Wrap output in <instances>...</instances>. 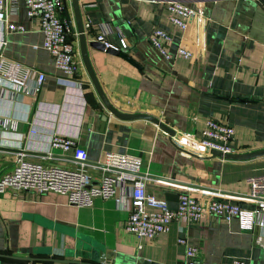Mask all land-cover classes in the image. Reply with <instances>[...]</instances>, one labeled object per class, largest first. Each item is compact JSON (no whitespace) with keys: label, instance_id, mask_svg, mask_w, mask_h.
Instances as JSON below:
<instances>
[{"label":"crops","instance_id":"1","mask_svg":"<svg viewBox=\"0 0 264 264\" xmlns=\"http://www.w3.org/2000/svg\"><path fill=\"white\" fill-rule=\"evenodd\" d=\"M184 1L198 5L201 13L181 30L159 1L78 0L83 25L90 22L84 28L87 43L104 32L118 52L87 44L104 94L118 111L153 116L175 136L198 134L210 117L233 126V153L264 149V0ZM15 7L10 21L23 30H0L2 53L43 79L33 95L18 96L0 77V175L13 167L18 153L44 164L73 166L70 152L50 149L49 140L57 134L86 149L87 171L96 178L101 173L97 165L108 152L139 155L146 191L163 198L169 208L188 189L252 207L249 179L264 172V156L233 160L201 149L186 153L157 124L118 118L100 100L82 62L81 86L67 88L43 47L38 18L27 15L23 0ZM60 16L71 22L70 38L81 59L70 0ZM156 27L172 35L166 45L170 58L149 41ZM120 37L126 48L119 47ZM178 46L191 56L177 55ZM127 215L112 199L78 207L55 192H5L0 194V264H68L78 239L98 247L109 264H179L186 247L180 240L198 248L195 264H230L235 258L264 264V224L242 230L235 217L176 219L167 232L148 239L124 228Z\"/></svg>","mask_w":264,"mask_h":264},{"label":"built area","instance_id":"2","mask_svg":"<svg viewBox=\"0 0 264 264\" xmlns=\"http://www.w3.org/2000/svg\"><path fill=\"white\" fill-rule=\"evenodd\" d=\"M30 18L37 17L39 28L43 34V47L52 57L54 66L62 74L67 88L81 86L78 57L74 42L70 38L73 28L70 20L60 16L63 0H23ZM164 3L168 11V19L172 25L181 30L187 28L188 21L201 12L184 0H154ZM17 0H0V30L22 31L21 24L10 21V15L16 12ZM196 2H200L197 0ZM90 27L89 20L83 25ZM104 32L94 35L95 41L101 42L105 48L116 49L107 39ZM149 41L162 56L170 58L166 45L172 41V35L156 27L149 35ZM5 44L0 39V77L8 84L13 94L31 96L40 86L43 75L33 68L15 61L2 53ZM119 47L126 48L123 37L119 38ZM176 53L189 58L191 52L181 46ZM35 134L34 127L29 128ZM234 128L231 124L214 118H206L204 127L196 134L185 132L171 136L186 153H197L199 146L231 153ZM50 149H61L70 152L73 166L44 164L38 160L27 159L18 153L13 167L0 175V194L10 192L16 196L21 192L36 193L55 192L67 197L71 205L92 206L94 200L112 199L118 207L126 208L128 215L124 228L137 237L153 239L169 230L170 223L176 219L199 222L211 215L230 220L235 217L242 230H251L257 224H264V172L249 179L250 192L248 199L251 208L241 207L230 200L203 197L205 191L184 190L178 195V204L169 208L163 198L156 197L146 191L145 181L141 175L142 159L139 155L128 152H108L103 163L97 167L101 173L96 178L87 171L88 154L74 138L53 134L49 140ZM193 192L198 193L195 195ZM185 260L179 264H195L198 248L186 244ZM230 264H251L247 259L235 258Z\"/></svg>","mask_w":264,"mask_h":264},{"label":"water","instance_id":"3","mask_svg":"<svg viewBox=\"0 0 264 264\" xmlns=\"http://www.w3.org/2000/svg\"><path fill=\"white\" fill-rule=\"evenodd\" d=\"M66 2V0H63ZM73 14H74V20H75V31L78 34V44H79V51L82 63L86 69V72L100 98L104 106L108 111H110L113 115L117 116L121 119H146L149 120L155 124H157L162 130H164L169 135H175V132L172 131L170 128H168L165 124L161 123L157 118H154L153 116H150L148 114L143 113H124L118 111L108 100L106 95L104 94L96 75L94 74V71L92 69V66L90 64V60L88 57L87 52V44L97 50L105 51L112 54H118L117 50L111 47L105 48V46L99 42V41H89L87 43V40L85 38V31L84 26L80 14V7L78 0H70ZM199 149L204 150L205 152L210 153L211 156L225 158V159H233V160H246L251 159L255 157L264 156V149L260 150H254L251 152L246 153H222L221 151L209 149L206 147L199 146ZM71 255L73 258L70 260H66V263L68 264H109L110 260L108 258L104 257L103 252H101L98 247L93 246L89 242H84L80 239L75 241V245L73 248H71ZM149 264H157V263H149Z\"/></svg>","mask_w":264,"mask_h":264}]
</instances>
